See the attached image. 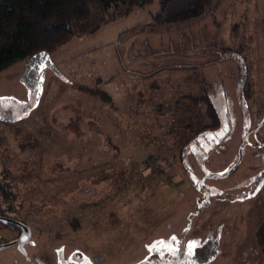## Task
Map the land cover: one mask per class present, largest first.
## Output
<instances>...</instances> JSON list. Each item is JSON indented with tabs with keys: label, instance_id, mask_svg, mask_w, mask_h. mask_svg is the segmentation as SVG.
I'll return each mask as SVG.
<instances>
[{
	"label": "rangeland",
	"instance_id": "obj_1",
	"mask_svg": "<svg viewBox=\"0 0 264 264\" xmlns=\"http://www.w3.org/2000/svg\"><path fill=\"white\" fill-rule=\"evenodd\" d=\"M158 2L82 46L100 48L119 30L106 46L109 84L99 69L59 70L57 52L0 72L1 208L56 233L35 230L25 244L40 257L33 264H264V0H214L204 16L175 24L153 22ZM100 18L94 11L90 26ZM203 94L214 128L207 105L188 99ZM52 110L65 132L45 128ZM0 255L26 264L16 246Z\"/></svg>",
	"mask_w": 264,
	"mask_h": 264
},
{
	"label": "trees",
	"instance_id": "obj_2",
	"mask_svg": "<svg viewBox=\"0 0 264 264\" xmlns=\"http://www.w3.org/2000/svg\"><path fill=\"white\" fill-rule=\"evenodd\" d=\"M152 1L0 0V72L20 61L28 64L42 52L52 54L73 37L94 34L107 22L126 18L133 9L142 8ZM213 1L159 0L158 11L152 20L156 24H175L199 18L213 10ZM94 11L101 18L100 23L92 27ZM81 88L88 90L87 87ZM188 99L195 104L205 103L211 118L208 126L214 128L218 125L216 111L207 94L188 96ZM4 190L5 196L9 195V190ZM256 236L264 253V216L258 224Z\"/></svg>",
	"mask_w": 264,
	"mask_h": 264
},
{
	"label": "crops",
	"instance_id": "obj_3",
	"mask_svg": "<svg viewBox=\"0 0 264 264\" xmlns=\"http://www.w3.org/2000/svg\"><path fill=\"white\" fill-rule=\"evenodd\" d=\"M134 10L135 9L132 10L130 15L133 14ZM127 17H129V16H127ZM111 24H113V23L110 22L109 24L106 23V24L102 25V27L99 28V30H97L94 34L86 35V36H80V37H73L69 42H67L66 44H64L61 47H59L55 51V52H57L56 53L55 64H57L56 62H58L59 65H60V68L58 66H57V68L59 70H64L66 73H68V71L71 70V69H75V71L73 70L74 74L79 73L78 71H80V73L82 75H83V72H85V71H89L91 69L92 70L93 69H96V70L99 69L100 73H97V77H100V78L104 79L105 83L109 84L108 83L109 80L110 81L113 80V78L115 77V73L113 72L112 67H111V60H110V57H111L110 54L111 53L109 52L108 49H106V46L111 45L109 43H111L112 41L116 40V38H118V35L120 34L118 32L119 30H115V32L112 34L110 40H108V41L104 40L103 42H101L100 45H97V47L99 46L100 48L95 49V48L92 47L89 50H87L88 48H85V46L84 47H82V46L84 44L88 43V41L91 38H95V37L98 38V36H103L104 34H106L109 31H111V29H109L110 27H108ZM83 38H86V39H83ZM87 47H91V46H87ZM75 49L76 50L77 49L81 50L80 52H78L77 55L81 54V56H79L78 58H82V61H79L78 63H76L75 67H74V65H72V67L71 66L68 67L67 63H66V60L71 59V56H69V55ZM90 50H93V51H90ZM97 50L99 52H98L97 56H95L96 59H93V57L91 58V55H89V54H91L92 52L97 51ZM55 52H53V53H55ZM80 64L82 65L81 67H80ZM106 70H109L108 72L109 73L111 72V75L108 76V78L105 79L104 71H106ZM51 79L53 80V85L56 87L57 86V80L52 78V76H51ZM77 82H78L79 85H83V86H86L87 88H89L88 85L85 84V83H82V81L77 80ZM56 91L58 92V90H56ZM53 99L55 101L57 98H53ZM48 100H49V104H51V105L55 104L54 101L50 102V99H48ZM84 101H85V99H84ZM47 114H48V118H47V121L45 122V128L47 130H57L58 129L61 132L62 131L65 132L66 131L64 129L68 126V123L66 121L62 120V118H64V117H62L60 115L57 119H55V114H56L55 110H52L51 112H49ZM34 117H35L34 118L35 119L34 122L30 121V124L32 125L31 128L35 127L34 125H37V121H36V120H38V119H36L37 116H34Z\"/></svg>",
	"mask_w": 264,
	"mask_h": 264
},
{
	"label": "flooded vegetation",
	"instance_id": "obj_4",
	"mask_svg": "<svg viewBox=\"0 0 264 264\" xmlns=\"http://www.w3.org/2000/svg\"><path fill=\"white\" fill-rule=\"evenodd\" d=\"M5 123V122H4ZM5 178H4V175L3 174H0V200L1 199H5L6 196L4 194V189H8V184L5 183ZM7 199V198H6ZM0 217H5L7 219H13L17 222H20L21 224H23L29 231V237L27 240H25L24 242H17V240L20 239V237L22 236L23 234V227H21L20 224H15V223H12V222H3L0 220V223L5 226H3V229L0 230V252L3 250V249H6V248H10V247H13V246H16L18 247L20 253L24 256L25 258V262L26 264H33V260L31 259L32 257L34 258V256L37 257V259H40V257L38 255H36L32 248L34 249V246H31V248H26L25 247V244H27V242H29L30 240H32V238L35 236V230L38 231V234L39 233H43V234H46L48 237L50 236V234L55 233V228L52 226L51 223H40L39 225H37L36 227L33 226L32 223L24 220V218L22 219L20 217V215H16V216H12L10 214H8L5 210H3L1 208V205H0ZM33 227H32V226ZM71 227H72V230H77L78 227H77V223L75 222H71L70 223ZM62 236L60 233H58L57 237H60ZM55 245L54 243H49V249L47 250V252H44L43 253V256L44 258H46V260L49 262V261H52V259L54 258V246ZM64 246V244H61ZM64 250L62 249V251H58L62 253V256H63V252ZM2 256L0 255V264H2ZM14 258H10V261H12ZM62 263H64V261L62 260Z\"/></svg>",
	"mask_w": 264,
	"mask_h": 264
},
{
	"label": "water",
	"instance_id": "obj_5",
	"mask_svg": "<svg viewBox=\"0 0 264 264\" xmlns=\"http://www.w3.org/2000/svg\"><path fill=\"white\" fill-rule=\"evenodd\" d=\"M0 220L3 221V222H12V223H15V224H20L21 227H23V229H24L23 231L24 232H23L22 236L20 237V239L17 240V242H24L25 240L28 239V237H29V231H28V229L23 224H21L20 222L15 221L13 219H7L5 217H0Z\"/></svg>",
	"mask_w": 264,
	"mask_h": 264
},
{
	"label": "snow or ice",
	"instance_id": "obj_6",
	"mask_svg": "<svg viewBox=\"0 0 264 264\" xmlns=\"http://www.w3.org/2000/svg\"><path fill=\"white\" fill-rule=\"evenodd\" d=\"M41 79H42V78H41ZM4 99H5V98H0V104H3ZM171 239H172L173 241H175V240H176V237L173 236ZM157 243H162V242H157ZM195 246H196V242H195V241L191 242V243L188 245V249H189L190 254H191V250H192Z\"/></svg>",
	"mask_w": 264,
	"mask_h": 264
}]
</instances>
